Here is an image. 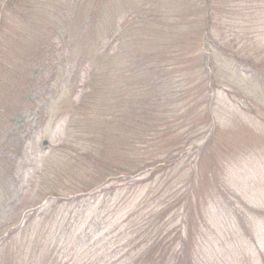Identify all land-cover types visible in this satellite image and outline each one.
<instances>
[{
  "label": "rangeland",
  "instance_id": "obj_1",
  "mask_svg": "<svg viewBox=\"0 0 264 264\" xmlns=\"http://www.w3.org/2000/svg\"><path fill=\"white\" fill-rule=\"evenodd\" d=\"M7 1L0 264L38 261L19 232L12 247L1 242L29 206L71 194L91 170L118 174L103 188L122 181L86 218L103 264H124L143 238L179 251L180 264H264V0H232L234 23L215 17L222 51L204 37L198 0ZM91 69L99 90L86 88ZM55 251L72 264L62 239Z\"/></svg>",
  "mask_w": 264,
  "mask_h": 264
},
{
  "label": "trees",
  "instance_id": "obj_2",
  "mask_svg": "<svg viewBox=\"0 0 264 264\" xmlns=\"http://www.w3.org/2000/svg\"><path fill=\"white\" fill-rule=\"evenodd\" d=\"M243 1L235 0V3L243 4ZM15 2L16 0H8L5 6L14 8L16 7ZM233 3L232 0H198V4H200L198 7L201 11L203 10L202 25L205 26L206 30L208 29L204 37L211 39L213 41L211 45L220 51L225 48L223 46L220 48L215 42V38L211 35V25H213L216 16L221 19L222 15L225 16V20H229V23H234V17L236 20V16L241 15L242 12L235 13L232 8ZM230 39H233V36L230 35ZM235 55L237 54L235 53ZM151 69L156 71L157 75H160L159 72L162 70L158 67ZM88 74L87 90L101 89L103 85L97 80L96 71L91 69ZM158 79L161 80V78ZM155 81L157 82V78ZM86 95L89 96L88 93ZM7 140L9 139L7 138ZM158 171L150 170L149 176L140 180L136 178L131 180L129 176V186L148 183ZM89 175L90 182H76L74 187L79 189L74 190L71 194L64 195L61 192L52 191L43 198L46 201L44 207L41 206L43 202L29 206L28 209L31 212L24 218L22 227L8 233L1 242V248L12 247L16 243L15 239L17 232H19L23 236L24 247L30 245L31 251L38 256V261L36 260L33 264H57L53 255L56 253L55 249H57L61 239L64 241V247L71 252L72 264H94L95 260L97 261L95 264H103L102 254L100 256L99 250L96 249V246L102 241L98 238L100 229L93 230V226L90 224L85 225L86 218L91 213V200L94 198L100 200V197L103 198L107 192L111 196H116L117 184L122 181H111L110 186L103 188L104 185H107L108 178L118 176V174L106 175L101 170H91ZM56 231L57 235L55 236ZM162 242L160 238L154 240L143 238V241L140 242L141 250L135 252V249H128L126 251L123 257L124 264H168L169 259H171L172 264H180L182 254L177 251L170 255L169 251L161 245ZM131 244L132 242L128 241L125 247H130ZM30 256L33 255L30 254Z\"/></svg>",
  "mask_w": 264,
  "mask_h": 264
}]
</instances>
